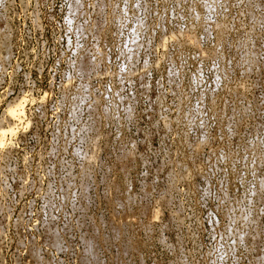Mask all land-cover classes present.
I'll list each match as a JSON object with an SVG mask.
<instances>
[{"label": "rangeland", "instance_id": "rangeland-1", "mask_svg": "<svg viewBox=\"0 0 264 264\" xmlns=\"http://www.w3.org/2000/svg\"><path fill=\"white\" fill-rule=\"evenodd\" d=\"M0 43V264H264V0H0Z\"/></svg>", "mask_w": 264, "mask_h": 264}, {"label": "bare ground", "instance_id": "bare-ground-1", "mask_svg": "<svg viewBox=\"0 0 264 264\" xmlns=\"http://www.w3.org/2000/svg\"><path fill=\"white\" fill-rule=\"evenodd\" d=\"M238 2H239V1H238ZM248 2H249V1H248ZM213 7H214V6H213ZM209 8H210V7H209ZM249 9H250V8H249ZM249 9H248V10H249ZM114 10H115V9H114ZM118 18H119V17H118ZM201 26H202V25H201ZM250 27L252 28V26H250ZM135 28H136V27H135ZM4 29H5V28H4ZM193 32H194V31H193ZM171 34H172V33H171ZM168 35H169V34H168ZM180 35H181V34H180ZM178 36H179V35H178ZM172 37H173V36H172ZM162 38H163V37H162ZM174 38H175V37H174ZM185 38H186V37H185ZM161 42H162V41H161ZM189 42H190V41H189ZM193 42H194V41H193ZM173 43H174V42H173ZM190 43H192V42H190ZM0 44H1V43H0ZM163 44H164V43H163ZM136 45H137V44H136ZM185 45H186V44H185ZM197 45H198V44H197ZM246 48H247V47H246ZM198 49H199V48H198ZM202 53H203V52H202ZM200 54H201V53H200ZM204 54H205V53H204ZM202 56H203V55H202ZM203 59H204V58H203ZM171 63H172V62H171ZM249 63H250V62H249ZM84 64H85V63H84ZM95 65H96V63H95ZM83 67H84V66H83ZM156 67H157V66H156ZM127 72H128V71H127ZM133 73H134V72H133ZM129 74H130V72H129ZM139 75H140V74H139ZM226 75H227V74H226ZM85 82H86V81H85ZM160 84H161V83H160ZM233 93H234V92H233ZM49 95H50V94H49ZM23 102H24V101H23ZM19 103H20V102H19ZM19 103L14 104V108L11 107V106H9V107H11V108L9 109V112H8V113H9L8 115H10L9 118H11V119L13 118V119H14L15 117L20 116V113H21V112L23 113L24 110H21V108H20V110H21V112H20V110L18 109L19 106H21V105H19V106L17 105V104H19ZM20 104H21V103H20ZM248 105H249V104H248ZM15 106H16L17 108H16ZM9 107H8V108H9ZM220 110H221V109H220ZM22 113H21V114H22ZM103 113H104V112H103ZM22 115H23V114H22ZM243 115H244V114H243ZM21 119H22V118H21ZM97 119H98V118H97ZM16 120H17V118H16ZM18 121H19V120H18ZM173 121H174V120H173ZM165 126H166V125H165ZM10 127H11V126H10ZM167 127H168V126H167ZM235 128H236V127H235ZM15 130H16V129H15ZM1 131H3V130H1ZM8 131L11 132L12 130H11V129H10V130L7 129V131H5V133L8 132ZM2 133H3V134H2ZM2 133L0 132V134H2V136H3V135H4V131H3ZM206 143H207V142H206ZM0 144H1V141H0ZM251 146H252V145H251ZM196 147H197V146H196ZM94 148H95V147H94ZM192 148H193V147H192ZM246 148H247V147H246ZM84 153H85V152H84ZM194 156H195V155H194ZM171 162H172V161H171ZM189 169H190V168H189ZM124 174H125V173H124ZM86 176H87V175H86ZM88 177H89V176H88ZM254 181H255V180H254ZM113 185H114V184H113ZM113 188H114V187H113ZM36 191H37V190H36ZM259 194H260V193H259ZM255 214H256V213H255ZM124 216H125V215H124ZM240 216H241V215H240ZM178 217H179V216H178ZM112 220H113V219H112ZM116 221H117V220H116ZM117 223H118V222H117ZM126 223H127V222H126ZM112 228H113V227H112ZM216 228H217V227H216ZM254 232H255V231H254ZM246 238H247V237H246ZM92 244H93V243H92ZM91 246H92V245H91ZM87 247H89V246H87ZM92 247H93V246H92ZM89 249H92V248H89ZM93 250H94V248H93ZM93 250H92V251H93ZM90 252H91V250H90ZM91 253H92V252H91ZM91 253H90V254H91ZM187 253H188V252H187ZM92 254H93V255H92ZM92 254H91V256H95L94 253H92ZM33 259H34V258H33ZM92 259H93V258H92ZM87 260H88V259H87ZM87 260H86V261H87ZM84 261H85V260H84ZM93 261H94V260H93ZM88 262H89V261H88ZM184 262H185V261H184ZM82 263H83V262H82ZM87 264H88V263H87Z\"/></svg>", "mask_w": 264, "mask_h": 264}]
</instances>
